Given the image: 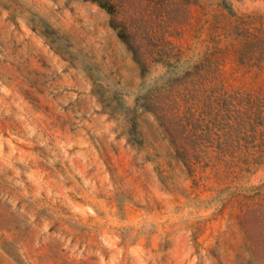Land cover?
<instances>
[{
    "label": "rangeland",
    "instance_id": "rangeland-1",
    "mask_svg": "<svg viewBox=\"0 0 264 264\" xmlns=\"http://www.w3.org/2000/svg\"><path fill=\"white\" fill-rule=\"evenodd\" d=\"M112 1L0 0V264H264V0Z\"/></svg>",
    "mask_w": 264,
    "mask_h": 264
},
{
    "label": "trees",
    "instance_id": "trees-1",
    "mask_svg": "<svg viewBox=\"0 0 264 264\" xmlns=\"http://www.w3.org/2000/svg\"><path fill=\"white\" fill-rule=\"evenodd\" d=\"M95 1H98L99 4L102 7L106 8L110 13L114 14L116 12L115 4L112 0H95ZM118 26H119L120 34L129 41V37H128V33H127L128 29H127L125 23L120 21Z\"/></svg>",
    "mask_w": 264,
    "mask_h": 264
}]
</instances>
